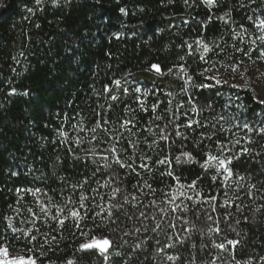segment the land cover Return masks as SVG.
Returning <instances> with one entry per match:
<instances>
[{
	"label": "trees",
	"instance_id": "16d2710c",
	"mask_svg": "<svg viewBox=\"0 0 264 264\" xmlns=\"http://www.w3.org/2000/svg\"><path fill=\"white\" fill-rule=\"evenodd\" d=\"M0 5V247L35 264H125L122 224L160 208L153 264H264V103L234 79L264 53V0ZM150 35L163 51L111 54ZM150 89L186 92L196 109L161 122L164 163L141 151ZM93 237L106 253L81 249Z\"/></svg>",
	"mask_w": 264,
	"mask_h": 264
},
{
	"label": "rangeland",
	"instance_id": "374dc122",
	"mask_svg": "<svg viewBox=\"0 0 264 264\" xmlns=\"http://www.w3.org/2000/svg\"><path fill=\"white\" fill-rule=\"evenodd\" d=\"M166 41L158 35H150L123 46H112L111 54L127 60H133L138 50L158 52L165 49ZM234 79L241 85L247 86L259 101H264V55H261L244 71L235 73ZM150 115L142 120L139 132L142 137L141 151L143 156H151L154 161H162L168 158L167 135L172 125L166 123L164 132L160 128L161 122L166 116L189 112L196 114L191 100L186 92L173 93L168 98H161L154 89L147 92ZM164 213L160 208L136 211L130 219L122 224V229L115 239L116 244L128 246L125 264H153L151 252L153 245L163 232ZM5 247H0V249ZM23 257L32 258L19 253H0V264L6 260ZM33 259V258H32ZM82 264H94L87 259Z\"/></svg>",
	"mask_w": 264,
	"mask_h": 264
},
{
	"label": "snow or ice",
	"instance_id": "6c2138e0",
	"mask_svg": "<svg viewBox=\"0 0 264 264\" xmlns=\"http://www.w3.org/2000/svg\"><path fill=\"white\" fill-rule=\"evenodd\" d=\"M204 2L209 5V6H212L214 3H215V0H204ZM0 7H6V5H0ZM121 11L123 12L124 10L121 9ZM259 26L261 28H264V20H260L259 21ZM259 40L264 43V35L260 36L259 37ZM252 43L254 44L255 41H252ZM191 47V46H189ZM209 51L207 45H204V52H207ZM245 55H247V53H245ZM262 55H264V53H262ZM201 59H203V56H201ZM156 71H160V68L158 65H153L152 66ZM180 69L181 71H184V68L183 66L181 65L180 66ZM169 71H171V69H169ZM207 71V69L205 70ZM189 79H191L189 77ZM209 79H213L216 81L217 84H220L222 81L217 79L215 76L213 77H209ZM117 84V86H119L120 82L119 81H116L115 82ZM209 85H200V87H208ZM127 91V90H125ZM137 91H139V89H137ZM112 99H116L115 96L112 97ZM260 103H264V101H260ZM245 128H248V125L245 124L244 125ZM93 131H95V129H93ZM249 131H251V129H249ZM259 131L261 133H264V128H260ZM62 135H66V134H62ZM77 142L79 143V138H77ZM246 151V149H245ZM185 156H190L189 153H184ZM179 159V158H177ZM209 161H216L218 163V166L219 167H222L224 168V171L227 172L229 175H231V171L230 169H228L227 167H225V164H226V161L223 160V159H219L218 157H215V156H212V155H209L208 156V160L205 161V166L208 165V162ZM165 161H158V163H164ZM117 163H121L119 158H117ZM227 163H230V161H227ZM121 166H123V164H121ZM142 167H146V165H141ZM19 191V190H18ZM40 189H35V192H39ZM84 197H81V200H83ZM70 215L73 217V218H76L77 220H79L81 217H80V213L79 211H76V210H73L70 212ZM109 215H111V213L109 212ZM55 218V217H54ZM61 224H63V220L60 221ZM77 226H79V224H77ZM13 231H16V229H13ZM218 231V229H217ZM32 239L34 240L35 237L33 236ZM229 244H236L237 241H228ZM111 245V241H109L107 238H103V239H97L96 237H93L91 242L89 243H85V244H81V249H89V248H98L102 253H106L108 248L110 247ZM217 247L223 249L225 247L224 244H219V245H216ZM0 253H3L4 255H8V249L7 248H2L0 249ZM105 259H107V256H105ZM167 259L169 260H173V259H176V257H173V256H168ZM4 264H35V260L32 259V258H28V259H24L23 257L21 258H17V259H13V260H6L4 261ZM69 264H71V261H69Z\"/></svg>",
	"mask_w": 264,
	"mask_h": 264
}]
</instances>
